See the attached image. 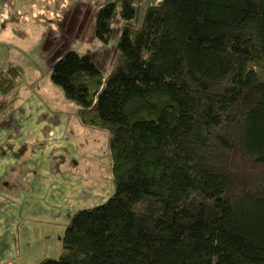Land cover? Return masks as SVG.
Returning a JSON list of instances; mask_svg holds the SVG:
<instances>
[{
    "label": "trees",
    "instance_id": "1",
    "mask_svg": "<svg viewBox=\"0 0 264 264\" xmlns=\"http://www.w3.org/2000/svg\"><path fill=\"white\" fill-rule=\"evenodd\" d=\"M106 0L112 67L65 51L50 78L107 133L112 194L35 264H264V0ZM21 75L0 66V119Z\"/></svg>",
    "mask_w": 264,
    "mask_h": 264
},
{
    "label": "rangeland",
    "instance_id": "2",
    "mask_svg": "<svg viewBox=\"0 0 264 264\" xmlns=\"http://www.w3.org/2000/svg\"><path fill=\"white\" fill-rule=\"evenodd\" d=\"M105 1L51 0L47 15L30 17L25 26L15 24L13 29L10 23H0L7 27L5 33L0 32V59L21 71L13 90L5 95V100L13 95L16 100L4 108L0 119V264H35L44 257H57L60 251L59 237L71 211L51 202L45 204L54 208L43 204V200L29 199L26 195L29 191L19 192L26 183L28 189H45L50 196L64 193L76 182L79 192L76 209L102 203L114 190L107 133L82 125L78 105L68 100L50 78L52 63L70 49L90 53L104 73L112 67L124 22L122 19L115 22L108 43L95 37V14ZM150 1L156 0H134L135 24L142 20ZM48 11H56V17L48 20ZM26 14L30 16L31 10H26ZM28 127L22 140V131ZM66 127V135L59 140L57 132ZM49 129L53 137L49 132L45 135ZM8 136L17 147L13 148ZM53 139L56 143L52 145ZM21 157L28 158L26 171L19 164ZM84 194L86 199L82 200Z\"/></svg>",
    "mask_w": 264,
    "mask_h": 264
},
{
    "label": "crops",
    "instance_id": "3",
    "mask_svg": "<svg viewBox=\"0 0 264 264\" xmlns=\"http://www.w3.org/2000/svg\"><path fill=\"white\" fill-rule=\"evenodd\" d=\"M50 1L51 0H47V2H45V0H0V6H1L0 7L1 8L0 9V23H2L4 25L6 23H10L11 27L13 29L15 27L14 26L15 24H21V26L22 25L25 26V24L29 23L30 17H33V18L36 19V18H38V16L42 15V14H39V15L35 16V12H39V10L44 8L42 10L43 16L47 15V9H49L50 6H51L49 4ZM52 6H54V5H52ZM26 10H28V11L31 10L30 16L28 14H26ZM53 17H56L54 15V13L48 11V16H47L48 20H50ZM6 31H7V27H4V26H2L0 24V32L5 33ZM0 44H2V43H0ZM7 64H11V63L5 62V61L0 59V66H5ZM12 65H14V64H12ZM16 97H17L16 95H13L11 97V99H8V100L11 101V106H12V102L16 100ZM28 130H29V127L27 128V130H23L22 131V140L24 139V134H26ZM66 131H67V127L65 128L64 131H58L57 132L58 133L57 136H58L59 140L63 136L66 135ZM48 132L52 133L50 131V129H49L45 133V135H47ZM9 137L10 136H8V139L10 140L13 148L17 147L18 144H14L13 143V142H15V140L11 139ZM52 137H53V133H52ZM55 143L56 142L53 139L52 140V145L55 144ZM18 161H19V164H20L21 168L24 171H26L28 169V167H29L28 158L27 157H21V158H18ZM50 161L52 163H53V161L55 162V160H53V159H51ZM68 161H72V160L68 159ZM62 170H65V169H61V170L56 169L57 172L62 171ZM32 175L37 177V174L33 173ZM14 179H16V178H14ZM40 179H41V177L39 178V180ZM17 180L18 179H16V181H15L16 183H17ZM21 184H22V182L18 183L19 186ZM21 191L24 192L25 194L27 193V191H29V194H26V195H29V199L30 198L37 199L38 202H41V200H43L42 201L43 204H45L46 202H51V203H53V204H55V205H57L59 207H62L66 211H71L68 214L67 218L69 217L70 214L74 213L77 210L76 208H77V199H78V196H79V192H78V187H77V183L76 182L73 183L70 186L69 189L64 191V193L63 192H55V193L51 194L50 196L46 193L45 189L44 190H39V189L31 190V189H28V184L27 183H26V185H23L22 189H20L19 192H21ZM24 193H22V194L24 195ZM86 195L87 194L82 195V200L86 199ZM91 196H92V192H91ZM25 198H27V197L25 196ZM26 202L28 203V201H26ZM100 203H98V204H100ZM98 204H96V205H98ZM28 205H29V203H28ZM45 205H47V206H49L51 208H54V206L51 205V204H45ZM71 206H73V207L76 206V207H75V209L74 208L70 209ZM89 206H83V207H89ZM83 207H80V208H83ZM80 208H78V209H80ZM33 209L37 210V208H33ZM56 211H58V210H56ZM68 220H69V218L67 219V222H68ZM65 224H64V228H65ZM60 237H59V239H60Z\"/></svg>",
    "mask_w": 264,
    "mask_h": 264
},
{
    "label": "built area",
    "instance_id": "4",
    "mask_svg": "<svg viewBox=\"0 0 264 264\" xmlns=\"http://www.w3.org/2000/svg\"><path fill=\"white\" fill-rule=\"evenodd\" d=\"M43 9H44V8H43ZM43 9L39 10V12H35V16H36V15H39V14H42V15H43V12H42Z\"/></svg>",
    "mask_w": 264,
    "mask_h": 264
},
{
    "label": "flooded vegetation",
    "instance_id": "5",
    "mask_svg": "<svg viewBox=\"0 0 264 264\" xmlns=\"http://www.w3.org/2000/svg\"><path fill=\"white\" fill-rule=\"evenodd\" d=\"M62 7H63V6H62ZM57 11L59 12V9H57ZM55 13H56V11L54 12V15H55ZM57 15H59L58 18H60V14H57Z\"/></svg>",
    "mask_w": 264,
    "mask_h": 264
}]
</instances>
